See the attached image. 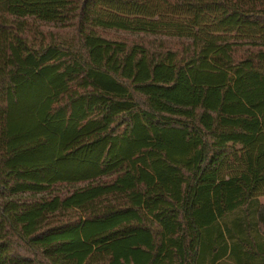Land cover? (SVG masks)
I'll return each instance as SVG.
<instances>
[{
    "label": "trees",
    "instance_id": "obj_1",
    "mask_svg": "<svg viewBox=\"0 0 264 264\" xmlns=\"http://www.w3.org/2000/svg\"><path fill=\"white\" fill-rule=\"evenodd\" d=\"M264 0H0V264H264Z\"/></svg>",
    "mask_w": 264,
    "mask_h": 264
},
{
    "label": "rangeland",
    "instance_id": "obj_2",
    "mask_svg": "<svg viewBox=\"0 0 264 264\" xmlns=\"http://www.w3.org/2000/svg\"><path fill=\"white\" fill-rule=\"evenodd\" d=\"M260 200L264 202V195L260 197Z\"/></svg>",
    "mask_w": 264,
    "mask_h": 264
}]
</instances>
